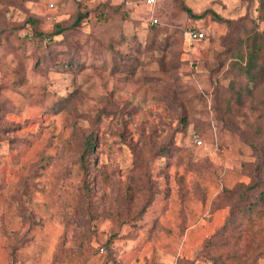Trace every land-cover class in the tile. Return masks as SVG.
<instances>
[{"label":"rangeland","instance_id":"1","mask_svg":"<svg viewBox=\"0 0 264 264\" xmlns=\"http://www.w3.org/2000/svg\"><path fill=\"white\" fill-rule=\"evenodd\" d=\"M253 31L264 0H0V264H264V106L221 103Z\"/></svg>","mask_w":264,"mask_h":264},{"label":"trees","instance_id":"2","mask_svg":"<svg viewBox=\"0 0 264 264\" xmlns=\"http://www.w3.org/2000/svg\"><path fill=\"white\" fill-rule=\"evenodd\" d=\"M190 14L191 12L187 10ZM200 18V17H198ZM216 20L220 22H226L223 19H220L218 16H215ZM158 22V21H157ZM228 23V21H227ZM157 24V23H156ZM252 32V29L248 32ZM40 38H43V35L38 34ZM205 39V37H204ZM203 39V40H204ZM246 53H240L239 59L236 64H234L238 71V77L236 79H229V83L224 88L223 101H221L222 106H224L227 115L229 118H237L240 113L246 109L248 112H244L243 117L246 119L247 125L250 127V121L248 120V113L254 112L255 109L259 110L257 115V121H259L263 112L261 107L264 106V101H252L254 100L255 93L259 91H264V34L259 33L258 31H253L250 41L247 44ZM182 121L185 122L184 119ZM251 128V127H250ZM259 131V128L256 129V132ZM95 140L90 139L89 143L86 145L87 150L92 152ZM254 149L253 143H249ZM260 152V171H264V145L258 149ZM257 187V185H255ZM240 188L242 186H239ZM247 190L240 191L238 193L240 200L238 203H244L245 208L240 211L239 214L232 213L227 219L224 226L217 231L213 236L208 238L204 242V249L208 252L210 248L225 250L227 247H234L245 235L241 233V227L243 225L248 226L254 223L258 219L260 214L259 208L262 206L261 197H246ZM234 191L228 192L232 194ZM245 194V195H244ZM230 198V195L228 196ZM244 214L240 218H237L238 215ZM231 228L232 236L229 237L227 232ZM235 240L231 243V238ZM246 237L249 238V235ZM251 238H254L253 236ZM250 238V239H251ZM255 239V238H254ZM240 246V245H238ZM237 246V247H238ZM238 251V250H237ZM264 253V250L259 251L257 254ZM210 260L215 264H254L249 262L248 258L245 255H239L236 251L232 250L227 252L225 256L217 255L214 257L209 256Z\"/></svg>","mask_w":264,"mask_h":264},{"label":"built area","instance_id":"3","mask_svg":"<svg viewBox=\"0 0 264 264\" xmlns=\"http://www.w3.org/2000/svg\"><path fill=\"white\" fill-rule=\"evenodd\" d=\"M147 5L151 6L154 3V0H145ZM153 24L157 23L156 19L152 20ZM185 36L190 41H202L204 39V33L202 31H198L196 29H190L185 33ZM196 144L200 145L201 141H196Z\"/></svg>","mask_w":264,"mask_h":264}]
</instances>
